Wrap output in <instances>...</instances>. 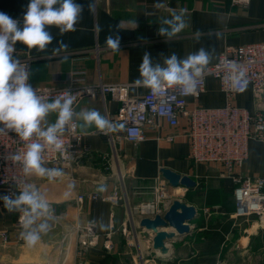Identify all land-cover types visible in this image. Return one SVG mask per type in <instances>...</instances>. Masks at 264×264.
Listing matches in <instances>:
<instances>
[{"label": "crops", "instance_id": "crops-1", "mask_svg": "<svg viewBox=\"0 0 264 264\" xmlns=\"http://www.w3.org/2000/svg\"><path fill=\"white\" fill-rule=\"evenodd\" d=\"M28 2L0 0V11L22 21ZM77 2L85 7L76 31L61 36L55 27L50 29L54 39L45 52L29 50L20 43L15 45V57H32L29 68L33 75L29 82L33 87L64 88L69 75L79 73L87 84L123 86L129 97H141L148 89L132 88L130 84L139 77L138 67L146 51L151 54L154 64H163V60L173 53L183 59L203 48L210 54L209 66L216 62L226 47L264 42V0H247L239 5H233L230 0H94L92 12L87 7L89 0ZM158 2L164 7L156 8ZM181 9L185 10L187 27L172 39L160 36V20ZM198 30L201 35L197 38ZM109 35L119 36L118 51H113L106 44ZM61 40L68 44V50L54 54L53 49ZM63 55H67V61H61ZM231 99L236 106L250 111L254 109L249 87ZM224 103L225 96L213 77L206 78L205 90L199 98L188 99L189 106L204 108H217ZM119 106L120 102L108 94L97 98L84 97L78 102L76 112L96 109L107 117L115 114ZM56 119V113L46 117L48 124L55 123ZM76 119L82 141L74 163L43 166L59 168L64 176L50 181L47 177L26 174L28 185L35 186L52 206L51 217L47 221L49 230L41 233V239L35 246H26L21 238L20 233L24 229L16 225L17 211L8 212L0 201V232L6 231L8 238L5 243L0 236V264H75L78 260L75 255L77 235L72 232V227L77 222L86 221L96 223L99 239L94 247L86 249L80 264H213L232 243L236 232L242 230L246 234L233 243L238 257L247 255L251 260L249 255L254 249L262 253L259 261L264 264V230L258 229L255 222L243 223L240 219H232L233 185L229 180L224 179L230 184L231 206L225 213L218 212L207 219L202 214L199 225L195 226L196 218L200 216L196 212L190 222L196 227L194 237L189 232L178 236L168 245L171 250L169 258L151 255V232L138 227L140 219L128 217L129 208L151 198L154 180L161 176L160 168L192 178L196 182L195 187H181L180 190L201 187L203 199L207 188L216 180H222L218 177L217 166L196 164L188 159L183 120L175 128L160 120L157 129L147 131L145 140L133 146L122 140L111 145L94 126L83 128L80 126L82 122ZM167 135L176 137L169 142L164 139ZM242 173L264 176V143L249 142L248 158ZM144 188L150 189L146 198L143 197L147 192L139 190ZM115 190L120 195L115 203L101 199L76 200L79 194L98 192L105 197ZM188 203L194 205L193 201L188 200ZM228 219L233 231L228 232L223 241L206 232L208 224ZM123 229L128 234H124ZM106 239L107 246L103 245Z\"/></svg>", "mask_w": 264, "mask_h": 264}, {"label": "built area", "instance_id": "built-area-1", "mask_svg": "<svg viewBox=\"0 0 264 264\" xmlns=\"http://www.w3.org/2000/svg\"><path fill=\"white\" fill-rule=\"evenodd\" d=\"M233 5H239L247 0H230ZM16 54L14 46L13 56ZM30 66L32 57H15ZM242 70L246 84L233 85L230 76L232 65ZM213 77L219 84L220 91L225 96V103L217 108L189 106L188 99H197L205 90V80ZM249 87L254 99V109L233 104L231 97L242 93ZM45 100L51 101L68 92L76 96L74 110L84 97L113 96L120 102L117 112L107 116L110 120L124 125V129L105 134L100 132L111 145L125 141L136 146L146 138L147 131L159 127V121H164L169 127L185 123V137L188 142V159L196 164L215 165L218 167V177L229 180L233 185L234 212L232 219H240L243 223L258 224V229L264 230V176H250L242 173V168L248 158L250 141L264 143V42L226 47L212 65L206 67L204 74L198 78L195 92L184 95L179 88H165L158 95H153L148 89L141 97H129L123 86L107 84H87L79 73L69 75L64 88L49 86L34 87ZM66 126L67 131L62 137L66 151L62 155L52 148L46 147L42 153V166H69L74 163L82 141V135L77 128ZM176 135H167L166 141H173ZM33 140L36 137L33 136ZM42 142V141H41ZM26 143L21 141L14 132L0 134V195L19 194L20 188L27 183L26 173L21 161L11 159L14 154H23ZM170 186L158 176L151 188V198L128 210L131 219L153 218L163 215L169 208L168 200ZM95 201L101 199L115 203L120 198L115 190L110 196H100L98 192L79 194L78 202L84 199ZM50 210L52 213V206ZM206 211V209H204ZM21 213L17 211L16 225L22 227ZM234 226H236L234 224ZM240 226V225H238ZM77 235L75 264H80L88 247H94L99 239L98 227L93 221L77 222L72 227ZM128 234L126 229L122 231ZM3 242H7L6 231L0 232ZM151 237V235H150ZM151 242V238H150ZM108 239L103 242L107 246Z\"/></svg>", "mask_w": 264, "mask_h": 264}, {"label": "clouds", "instance_id": "clouds-1", "mask_svg": "<svg viewBox=\"0 0 264 264\" xmlns=\"http://www.w3.org/2000/svg\"><path fill=\"white\" fill-rule=\"evenodd\" d=\"M84 7L77 0H29L22 21L0 11V134L14 132L21 141L28 142L23 154H14L11 159L22 162L24 173L47 177L50 181L63 177L64 172L59 168L43 167L42 153L48 147L64 154L66 149L62 137L67 131L66 126H76L74 117L82 122L81 127L94 126L105 134L124 129L122 123L110 120L96 109L76 112V96L68 92L50 102L45 100L29 82L33 70L13 56L17 43L29 50L45 52L54 39L50 31L53 27L61 36L76 31ZM87 7L89 12L94 11V0H89ZM155 7L163 8L164 4L158 2ZM184 15L185 10L181 9L168 18H162L158 34L172 39L181 33L187 27ZM200 35L198 30L197 38ZM58 44L53 49L54 54L67 52L68 44L62 40ZM106 44L113 51H118L119 36L109 35ZM60 59L63 62L68 57L63 55ZM210 59V54L201 48L186 58L181 59L173 53L163 60V64H154L151 54L146 51L138 67L139 77L132 81L130 87L149 89L153 95H158L165 88H179L182 94H191L196 91L198 78L204 74ZM244 75L233 63L230 79L234 86L247 83ZM50 113L57 114L55 123H47L46 117ZM33 136L36 140L32 139ZM0 201L8 212L21 213L24 231L20 236L26 246H35L41 239V233H46L50 227L47 221L51 210L44 196L35 186L25 185L14 198L12 195H0Z\"/></svg>", "mask_w": 264, "mask_h": 264}, {"label": "water", "instance_id": "water-1", "mask_svg": "<svg viewBox=\"0 0 264 264\" xmlns=\"http://www.w3.org/2000/svg\"><path fill=\"white\" fill-rule=\"evenodd\" d=\"M163 180L171 187L193 188L196 182L187 175H181L168 168H160ZM196 216V210L181 200L174 199L163 215L153 218H142L138 227L151 232V255L161 259L169 258L171 250L168 245L178 236L186 235L190 230V222ZM170 228V231H166Z\"/></svg>", "mask_w": 264, "mask_h": 264}, {"label": "rangeland", "instance_id": "rangeland-1", "mask_svg": "<svg viewBox=\"0 0 264 264\" xmlns=\"http://www.w3.org/2000/svg\"><path fill=\"white\" fill-rule=\"evenodd\" d=\"M218 172V171H217ZM217 182H214L211 187L209 186L208 191L206 192L205 199L201 196V190L196 186L197 188L195 190H185L182 191L180 190L181 187H171L168 189V200L173 201L174 199L181 200L184 203L188 204L189 201H193V207L195 208L196 212L199 213L200 216H198L196 219V224L195 226L201 221L203 218V215H206V219L208 216H213V214H216L218 212H224L226 211V208H229L231 204L229 202L231 201V191H230V184L224 179L222 180H216ZM140 191H146L147 193L144 195L143 198L147 197V194L149 192V188H144V189H139ZM220 190V193H217V191ZM203 193V192H202ZM206 209V211L204 210ZM192 226L190 224V230H189V235L191 234L192 237L195 235V229L196 227ZM147 231V230H146ZM246 234L245 231H238L236 234L233 236L231 242L228 247L221 252L220 257L216 260L215 263L213 264H260L259 258L261 256V252L257 251L254 249L250 253V259H247V255H242L238 257L237 252L235 251V248H233V243L236 238L241 237V235ZM150 235H149V240H150ZM175 246V244H174ZM178 246V245H177ZM176 247V246H175ZM243 260V261H242ZM251 261V263H249Z\"/></svg>", "mask_w": 264, "mask_h": 264}, {"label": "trees", "instance_id": "trees-1", "mask_svg": "<svg viewBox=\"0 0 264 264\" xmlns=\"http://www.w3.org/2000/svg\"><path fill=\"white\" fill-rule=\"evenodd\" d=\"M230 231H233V228L231 229V221L229 219L222 222L217 221L215 224L206 226V232L216 236L220 242L224 240L225 235Z\"/></svg>", "mask_w": 264, "mask_h": 264}, {"label": "bare ground", "instance_id": "bare-ground-1", "mask_svg": "<svg viewBox=\"0 0 264 264\" xmlns=\"http://www.w3.org/2000/svg\"><path fill=\"white\" fill-rule=\"evenodd\" d=\"M182 191H185L184 189H182ZM255 227V226H254ZM166 231H170L171 229L170 228H166L165 229Z\"/></svg>", "mask_w": 264, "mask_h": 264}]
</instances>
